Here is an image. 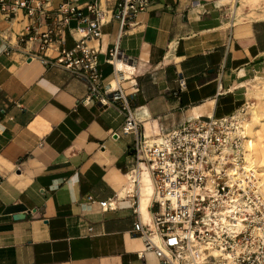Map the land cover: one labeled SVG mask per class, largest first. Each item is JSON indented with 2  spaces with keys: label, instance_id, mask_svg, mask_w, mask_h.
Masks as SVG:
<instances>
[{
  "label": "crops",
  "instance_id": "obj_1",
  "mask_svg": "<svg viewBox=\"0 0 264 264\" xmlns=\"http://www.w3.org/2000/svg\"><path fill=\"white\" fill-rule=\"evenodd\" d=\"M135 21L122 34L108 21L89 44L99 47L100 94L113 77L108 52L118 47L122 85L138 86L129 99L139 133L251 106L252 86L264 83L263 10L239 0H154ZM27 24L0 14V264H160L131 233L133 201L144 217L155 207L147 174L132 185L136 136L121 132L123 112L86 101L87 81L75 72L30 57L39 42L20 35ZM75 25L61 29L67 48ZM115 195L101 211L98 202Z\"/></svg>",
  "mask_w": 264,
  "mask_h": 264
},
{
  "label": "built area",
  "instance_id": "obj_2",
  "mask_svg": "<svg viewBox=\"0 0 264 264\" xmlns=\"http://www.w3.org/2000/svg\"><path fill=\"white\" fill-rule=\"evenodd\" d=\"M153 2L62 0L53 7L52 0H0V14L9 20L27 19L20 35L27 31L28 40L39 42V53L30 57L75 72L87 81L86 101L116 103L123 112L121 132L136 136L130 148L135 158L132 185L145 170L153 187L149 203L155 207L144 217L138 199L133 201L137 219L131 233L142 238L160 264H264V192L255 171L244 167V108L220 117L194 116L170 130L157 125L151 135L139 133L129 99L138 86L131 83L128 92L122 85L125 76L118 67L117 46L106 59L113 77L104 94L98 91L99 47L89 41L99 40L102 25L110 20L118 21L120 34L124 33ZM71 19L76 20L70 30L74 45L67 48L61 29ZM42 25L45 29L38 31ZM48 49L55 52L53 58L45 53ZM178 83L180 91L183 78ZM118 198L98 202L100 210L114 207ZM88 201L94 202L91 196Z\"/></svg>",
  "mask_w": 264,
  "mask_h": 264
},
{
  "label": "bare ground",
  "instance_id": "obj_3",
  "mask_svg": "<svg viewBox=\"0 0 264 264\" xmlns=\"http://www.w3.org/2000/svg\"><path fill=\"white\" fill-rule=\"evenodd\" d=\"M262 86H264V83H260V82L252 86V96L254 98L252 106L246 107L244 109L247 110L250 109L252 111V114H254V117L252 116L253 118L250 121L245 120V118L243 120V126L245 129L244 146L246 147L247 150L245 155L244 167L247 169H253L255 171V174L259 179V183L261 185L262 183L264 184V110H263L264 90ZM245 121L247 123H245ZM248 130L250 134H248ZM144 174H147L145 170H143L140 175H144ZM262 190L264 192L263 185H262ZM211 253L215 256L219 254V252L214 249L211 250ZM215 264H219V263L216 262Z\"/></svg>",
  "mask_w": 264,
  "mask_h": 264
},
{
  "label": "rangeland",
  "instance_id": "obj_4",
  "mask_svg": "<svg viewBox=\"0 0 264 264\" xmlns=\"http://www.w3.org/2000/svg\"><path fill=\"white\" fill-rule=\"evenodd\" d=\"M241 4H242V7H244V6H246V5H248L249 7H251L252 9H259V10H263V12H264V0H241ZM251 15L252 16H254L252 13H251ZM239 19H240V17H239ZM263 87V86H262ZM263 93V92H262ZM253 99H251V101H252ZM251 101L249 102V103H251ZM248 105V104H247ZM251 106H252V103H251ZM244 112V118H245V120H252V118L254 117V114H252V111L249 109V110H247V109H244L243 110ZM249 113V114H248ZM250 113H251V115H250ZM253 116V117H252ZM245 123H247L246 121H245ZM250 130V129H249ZM249 130H248V134H250V132H249ZM262 185L264 186V184L262 183Z\"/></svg>",
  "mask_w": 264,
  "mask_h": 264
}]
</instances>
